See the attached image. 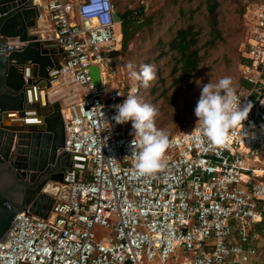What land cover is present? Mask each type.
<instances>
[{"label":"built area","instance_id":"built-area-1","mask_svg":"<svg viewBox=\"0 0 264 264\" xmlns=\"http://www.w3.org/2000/svg\"><path fill=\"white\" fill-rule=\"evenodd\" d=\"M42 2L39 23L57 46L55 80L67 106L60 152L81 160V170L44 187L53 200L45 220L13 218L0 264H255L264 234V0H247L245 11L241 77L250 88L236 93L250 109L243 128L218 148L197 124L171 138L163 167L145 175L134 169V137L112 119L131 93L107 87V61L122 46L114 0Z\"/></svg>","mask_w":264,"mask_h":264},{"label":"water","instance_id":"water-1","mask_svg":"<svg viewBox=\"0 0 264 264\" xmlns=\"http://www.w3.org/2000/svg\"><path fill=\"white\" fill-rule=\"evenodd\" d=\"M40 12L34 0H0V238L20 212L45 220L53 200L44 187L61 183L66 169L81 170V160L60 152L67 106L60 93L54 102L45 93L60 65L57 46L30 34L39 31ZM113 20L121 24L117 12ZM10 38L21 43L9 51L3 46ZM89 75L100 85L98 67H90ZM15 114L19 127L3 124Z\"/></svg>","mask_w":264,"mask_h":264},{"label":"rangeland","instance_id":"rangeland-1","mask_svg":"<svg viewBox=\"0 0 264 264\" xmlns=\"http://www.w3.org/2000/svg\"><path fill=\"white\" fill-rule=\"evenodd\" d=\"M114 3L119 12L133 16L139 13V22L150 18L151 24L141 30L126 51L121 49L112 55L116 62L107 67V87L136 88L142 101L158 109L156 126L167 132L169 140L196 126L194 108L204 84L230 76L235 93L249 90L241 77L244 60L240 51L247 29V0H114ZM209 4L214 6L212 13L208 11ZM188 26H193L197 35L199 66L189 78L179 79V57L170 51L169 44L177 30ZM129 62L136 71L143 64L154 66L155 78L147 87L130 76ZM197 80L200 86L195 83ZM124 129L132 135L131 121L124 123ZM261 229L264 230V224ZM258 259L255 264H264V234Z\"/></svg>","mask_w":264,"mask_h":264},{"label":"clouds","instance_id":"clouds-1","mask_svg":"<svg viewBox=\"0 0 264 264\" xmlns=\"http://www.w3.org/2000/svg\"><path fill=\"white\" fill-rule=\"evenodd\" d=\"M13 42L8 48L9 42ZM21 43L18 38L7 40L5 48L10 51ZM130 76L145 87L155 78V68L151 64H143L139 71L134 65L127 64ZM200 86V81L195 82ZM137 89L132 88L126 99L115 105L116 114L112 119L117 124L131 121L133 140L130 143L134 169L140 175L151 174L163 167L164 156L169 148V136L163 129L156 126L155 118L158 109L142 101L136 95ZM249 108L240 107V98L235 93L232 77L224 76L216 82H208L201 87L200 95L194 108L200 136L216 147L225 145L230 130L243 128Z\"/></svg>","mask_w":264,"mask_h":264},{"label":"trees","instance_id":"trees-1","mask_svg":"<svg viewBox=\"0 0 264 264\" xmlns=\"http://www.w3.org/2000/svg\"><path fill=\"white\" fill-rule=\"evenodd\" d=\"M115 7L116 4L114 3ZM209 13L214 11V6L208 5ZM116 12L121 18L120 31L122 35V46L121 49L126 51L129 45L132 43L134 38L141 32V30L145 27H149L151 24L150 18H145L141 22H139V13L137 16H133L130 13H121L117 10ZM196 34L194 32L193 26H188L186 28H182L177 30L174 39L169 44V49L173 53L179 57L180 63V75L179 79H186L193 75L199 66V56L198 52L195 49L198 40L196 38ZM214 43V39L212 42ZM244 85L247 88H250L249 84L244 82ZM264 116V111L262 113Z\"/></svg>","mask_w":264,"mask_h":264},{"label":"crops","instance_id":"crops-1","mask_svg":"<svg viewBox=\"0 0 264 264\" xmlns=\"http://www.w3.org/2000/svg\"><path fill=\"white\" fill-rule=\"evenodd\" d=\"M39 6H42V5H39ZM48 30H49V25L47 23L41 22V23H39V31H36L35 33H30V34H38V35H42L43 38H46V31H48ZM11 45H12V42L10 41L9 42V46H11ZM45 93H46L47 97H49L51 95L50 94L51 92H48L46 90H45ZM56 97H58V96H56ZM56 97H53L55 99H53L52 97H49V99L51 100L50 102H54L55 100L60 98V97H58V98H56ZM15 117H16V119H14V120H10V119H8L6 121L4 120L3 124H5L6 126H9V127H19L20 124L18 123V120H17L18 119L17 118L18 117L17 114H15Z\"/></svg>","mask_w":264,"mask_h":264},{"label":"bare ground","instance_id":"bare-ground-1","mask_svg":"<svg viewBox=\"0 0 264 264\" xmlns=\"http://www.w3.org/2000/svg\"><path fill=\"white\" fill-rule=\"evenodd\" d=\"M34 3L37 4V5H42V0H34ZM116 62L115 58L111 59V60H108L107 61V64H111L113 62ZM51 95L50 97H54L57 93L61 92V88H60V85L59 83L57 82V80H54L53 84H52V90L50 91ZM66 114V112H64Z\"/></svg>","mask_w":264,"mask_h":264}]
</instances>
